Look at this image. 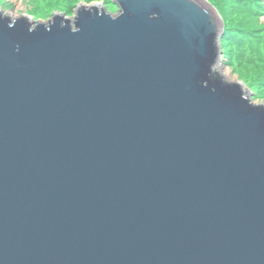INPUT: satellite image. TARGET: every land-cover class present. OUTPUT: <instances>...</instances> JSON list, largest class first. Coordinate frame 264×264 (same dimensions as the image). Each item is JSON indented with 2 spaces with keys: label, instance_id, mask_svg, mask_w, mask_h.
Instances as JSON below:
<instances>
[{
  "label": "water",
  "instance_id": "95a60500",
  "mask_svg": "<svg viewBox=\"0 0 264 264\" xmlns=\"http://www.w3.org/2000/svg\"><path fill=\"white\" fill-rule=\"evenodd\" d=\"M126 6L19 55L0 32V264H264V111L197 87L183 0Z\"/></svg>",
  "mask_w": 264,
  "mask_h": 264
},
{
  "label": "clouds",
  "instance_id": "9594fccd",
  "mask_svg": "<svg viewBox=\"0 0 264 264\" xmlns=\"http://www.w3.org/2000/svg\"><path fill=\"white\" fill-rule=\"evenodd\" d=\"M183 5L196 10L211 35V61L206 79H197V87L217 95L218 83L237 92L247 108L264 111V0H183ZM135 14L126 0H0V32L19 37V55L21 46L35 36L54 30L79 35L83 16L116 24ZM160 19V11L147 14L148 21ZM17 25L26 34L13 32Z\"/></svg>",
  "mask_w": 264,
  "mask_h": 264
}]
</instances>
